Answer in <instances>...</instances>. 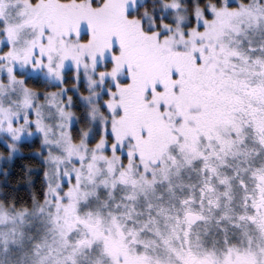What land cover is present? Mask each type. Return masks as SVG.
Here are the masks:
<instances>
[{
	"label": "snow or ice",
	"instance_id": "obj_1",
	"mask_svg": "<svg viewBox=\"0 0 264 264\" xmlns=\"http://www.w3.org/2000/svg\"><path fill=\"white\" fill-rule=\"evenodd\" d=\"M0 264H264V0H0Z\"/></svg>",
	"mask_w": 264,
	"mask_h": 264
},
{
	"label": "rangeland",
	"instance_id": "obj_2",
	"mask_svg": "<svg viewBox=\"0 0 264 264\" xmlns=\"http://www.w3.org/2000/svg\"><path fill=\"white\" fill-rule=\"evenodd\" d=\"M97 11L99 14L103 15L105 10L101 9V10H97ZM90 14H91L90 11L87 9L81 10L79 12L73 11V13H72V15L78 17L79 19H87Z\"/></svg>",
	"mask_w": 264,
	"mask_h": 264
},
{
	"label": "trees",
	"instance_id": "obj_3",
	"mask_svg": "<svg viewBox=\"0 0 264 264\" xmlns=\"http://www.w3.org/2000/svg\"><path fill=\"white\" fill-rule=\"evenodd\" d=\"M21 163H23V161H21ZM16 170L18 171V168Z\"/></svg>",
	"mask_w": 264,
	"mask_h": 264
}]
</instances>
